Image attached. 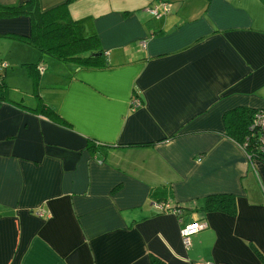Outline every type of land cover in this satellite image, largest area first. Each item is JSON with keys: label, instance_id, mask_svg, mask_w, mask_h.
Returning <instances> with one entry per match:
<instances>
[{"label": "crops", "instance_id": "1", "mask_svg": "<svg viewBox=\"0 0 264 264\" xmlns=\"http://www.w3.org/2000/svg\"><path fill=\"white\" fill-rule=\"evenodd\" d=\"M67 4L89 17L106 65L34 54L41 98L69 127L0 104V264H264V162L222 118L264 107V0ZM28 29L25 15L0 18V36ZM209 193L231 194L234 215L195 211ZM161 198L183 223L205 219L187 247Z\"/></svg>", "mask_w": 264, "mask_h": 264}, {"label": "trees", "instance_id": "2", "mask_svg": "<svg viewBox=\"0 0 264 264\" xmlns=\"http://www.w3.org/2000/svg\"><path fill=\"white\" fill-rule=\"evenodd\" d=\"M67 2L68 0H63L46 8H41L38 0H24L16 4L0 3V18L25 15L29 23L27 33L5 31L2 35L28 43L39 51L40 57L46 55L56 60L69 63L78 69L104 67L106 65L104 50L100 47L97 34L89 26V17H71ZM150 7L152 6H149L147 10ZM151 15L154 16L155 14ZM41 61V59H38L35 62L25 63L26 70L32 82V92L36 98L35 105H26L20 100L8 98L5 95L6 85L1 77L0 104L6 102L39 115L50 123L69 127L70 124L68 121L61 117L52 105L41 98L39 93ZM2 62H4L3 65H1ZM7 65L8 63L6 61H0V68L4 69ZM253 110L254 108L245 106H234L226 110L222 115L225 121L223 133L235 139L237 142L242 143L248 134V125L250 124ZM143 144L145 143H139V145ZM101 146V144H96L91 139H86L85 147L89 149L95 147L100 148ZM201 200L203 205L196 207L194 209L195 211L200 208L203 212L207 210H219L229 215H234L235 213V201L229 193H209L204 195ZM176 207L180 206L177 205ZM181 214H183L182 210ZM253 251L255 254H259L255 247H253ZM153 261L159 262L158 259L155 260V257L152 256L151 263L157 264Z\"/></svg>", "mask_w": 264, "mask_h": 264}, {"label": "rangeland", "instance_id": "3", "mask_svg": "<svg viewBox=\"0 0 264 264\" xmlns=\"http://www.w3.org/2000/svg\"><path fill=\"white\" fill-rule=\"evenodd\" d=\"M34 54L38 57L39 51L28 43L10 36H0V61L6 60L8 63L4 69L0 68V77L6 85L5 95L8 98H15L27 104H29L26 102L27 100L35 98L32 92L31 78L25 66L26 62H34ZM133 93L135 94V92ZM231 139L241 147L247 159H252L246 155L242 143L237 142L233 138ZM196 159L199 160L200 158ZM159 200H163L168 206H177V203L170 202L167 198H161ZM197 211L201 212L202 209Z\"/></svg>", "mask_w": 264, "mask_h": 264}, {"label": "built area", "instance_id": "4", "mask_svg": "<svg viewBox=\"0 0 264 264\" xmlns=\"http://www.w3.org/2000/svg\"><path fill=\"white\" fill-rule=\"evenodd\" d=\"M162 10L166 12L168 7L165 3H162ZM151 14H157L156 6H152L148 9ZM144 43H142L143 45ZM4 62L1 63L3 65ZM41 69V67H40ZM242 147L249 158L263 159L264 161V107H256L252 112L250 124L248 125V134L242 142ZM198 158V157H197ZM156 206L159 209L170 208L177 215L178 222L180 223L179 235L181 237L182 244L187 247L190 243L189 236L204 227L207 223L204 218L191 219L187 222L182 221L181 209L178 207L168 206L163 200L156 201ZM37 215H42V210H35Z\"/></svg>", "mask_w": 264, "mask_h": 264}]
</instances>
